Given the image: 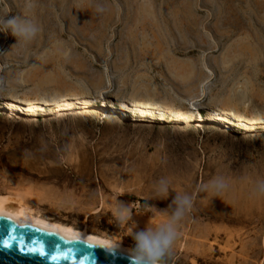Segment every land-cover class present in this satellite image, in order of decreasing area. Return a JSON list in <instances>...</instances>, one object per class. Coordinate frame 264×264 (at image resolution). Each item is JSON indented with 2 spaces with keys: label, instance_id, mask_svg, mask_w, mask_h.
<instances>
[{
  "label": "rangeland",
  "instance_id": "rangeland-1",
  "mask_svg": "<svg viewBox=\"0 0 264 264\" xmlns=\"http://www.w3.org/2000/svg\"><path fill=\"white\" fill-rule=\"evenodd\" d=\"M33 3L0 0L41 29L0 33V195L31 187L53 220L131 246L116 199L144 227L187 192L173 264H264V0ZM217 176L219 198L197 193Z\"/></svg>",
  "mask_w": 264,
  "mask_h": 264
},
{
  "label": "clouds",
  "instance_id": "clouds-1",
  "mask_svg": "<svg viewBox=\"0 0 264 264\" xmlns=\"http://www.w3.org/2000/svg\"><path fill=\"white\" fill-rule=\"evenodd\" d=\"M26 7L32 9L33 0H27ZM95 10L97 13H103L105 7L97 4ZM40 30L38 24L27 16L0 14V33L14 36L16 38L14 45L32 42ZM228 188L226 178L217 176L210 182L201 184L196 191L207 194L212 199L219 198ZM152 191L154 193L152 199H167L171 193L170 181L161 178L153 185ZM252 191L256 196H264V180L258 181ZM120 195L122 193L118 194ZM152 208L154 213H159L165 219L155 224L149 220L144 227H140L134 220V212L128 203L116 199L115 207L112 209L114 220L130 229L128 236L133 241L132 245L123 248L120 241H109L105 244L89 243V247H103L105 253L111 256L122 255L128 264H173L174 245L181 235L182 223L194 208V196L187 192L176 193L166 208L160 210L155 206ZM72 238L78 239V236L73 234ZM91 261L95 264L94 258H91Z\"/></svg>",
  "mask_w": 264,
  "mask_h": 264
},
{
  "label": "water",
  "instance_id": "water-1",
  "mask_svg": "<svg viewBox=\"0 0 264 264\" xmlns=\"http://www.w3.org/2000/svg\"><path fill=\"white\" fill-rule=\"evenodd\" d=\"M89 243L0 218V264H92L91 258L95 264H128L122 255H108ZM32 248L42 252L29 251Z\"/></svg>",
  "mask_w": 264,
  "mask_h": 264
},
{
  "label": "bare ground",
  "instance_id": "bare-ground-1",
  "mask_svg": "<svg viewBox=\"0 0 264 264\" xmlns=\"http://www.w3.org/2000/svg\"><path fill=\"white\" fill-rule=\"evenodd\" d=\"M38 193L39 191L36 190L35 192V189H32L31 187H25L23 189H14L7 194L0 195V218L20 222L30 226L45 228L71 238L73 237V234H76L78 236L77 240L81 241L90 243L100 242L101 244H105L109 241H120L123 248L130 247L114 236H104L89 232L88 225L86 223L83 224L82 229H78L76 226L71 224L69 225L61 221L53 220L52 217L43 213L41 208L42 205L38 203H36L37 207L30 205V203L35 201L37 202V200L40 199ZM135 220L139 222L140 217L136 216Z\"/></svg>",
  "mask_w": 264,
  "mask_h": 264
},
{
  "label": "snow or ice",
  "instance_id": "snow-or-ice-1",
  "mask_svg": "<svg viewBox=\"0 0 264 264\" xmlns=\"http://www.w3.org/2000/svg\"><path fill=\"white\" fill-rule=\"evenodd\" d=\"M5 243H7V242H5ZM41 251L42 252V249H35V248H32V249H29V251ZM54 259H55V257H53Z\"/></svg>",
  "mask_w": 264,
  "mask_h": 264
},
{
  "label": "crops",
  "instance_id": "crops-1",
  "mask_svg": "<svg viewBox=\"0 0 264 264\" xmlns=\"http://www.w3.org/2000/svg\"><path fill=\"white\" fill-rule=\"evenodd\" d=\"M96 233H98V234H103V235H110V234H106V233H104V232H96Z\"/></svg>",
  "mask_w": 264,
  "mask_h": 264
}]
</instances>
